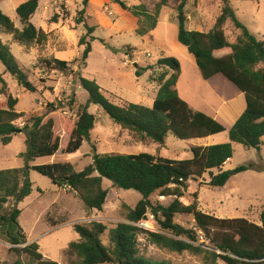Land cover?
I'll use <instances>...</instances> for the list:
<instances>
[{"label": "trees", "instance_id": "obj_1", "mask_svg": "<svg viewBox=\"0 0 264 264\" xmlns=\"http://www.w3.org/2000/svg\"><path fill=\"white\" fill-rule=\"evenodd\" d=\"M221 1L223 6L221 14L209 32L189 29L186 12L189 0H178L175 11L178 41L195 58L203 79L208 81L217 75H223L245 96L246 109L229 131L230 142L206 147L192 146L193 156L187 160H172L149 153L98 154L96 148H93V164L81 172H77L70 163L27 165L21 169L2 170L0 212L10 200L18 205L32 195L31 171L47 177L59 189L69 187L79 194L88 209L97 211H102L106 204L108 191L103 187V180L108 179L117 188L139 192L142 199L134 209L129 210L128 222L121 223L110 231V247L105 246L102 241L107 231L104 224L94 222L89 226H75V232L80 235V240L72 243L68 252L77 254L82 264H170L166 261H154L140 254L138 237L142 232L149 235L153 244L172 252H191L196 255L205 252L204 244H198L200 237L196 231L185 229L175 223V217L179 214L194 217L198 230L214 249V252H208L214 260H222L226 264H264V208L260 226L243 218L220 219L200 211L196 202L189 206L181 202L189 188V182L202 179L206 174L210 177L208 185L211 187H224L227 184L231 172L223 170V167L234 157L233 144H241L247 149L256 150H260L263 145L264 40L259 39L241 23L232 0ZM39 4L40 0H29L17 9L23 30H19L0 9V29L12 35L21 44L46 43L48 34L36 28L31 22ZM167 5L168 0H160L155 13H151L145 5L128 7L122 3L123 9L138 19L136 33L140 37H146L157 29L161 9ZM84 12L82 11L80 15H84ZM56 20L57 16L54 17L53 23L57 22ZM77 21L78 24L83 22L81 18ZM228 22L240 32L233 44L228 42L225 35V25ZM95 31L96 27L87 26V34L80 41V45L86 47L82 56L85 66L92 52L91 43L95 40L92 35ZM46 62L49 66L54 64L61 72H66L70 68L66 61L54 59ZM0 64L16 77L20 86L32 93L37 91L1 38ZM158 65L172 73L161 76L160 89L152 108L133 103H127L125 106L116 105L105 97L96 81L84 78L81 73H78L77 77L82 88L89 94L88 103L99 105L105 115L121 129L131 133L139 143L163 147L169 136L191 141L227 131L226 127L213 117L192 110L179 96L176 85L181 75V63L177 58H161ZM144 71L146 69H138L136 76H143ZM2 82L0 95L6 97V106L0 108L2 146L11 144L16 134L24 133L29 145L26 158L28 161H34L38 158L74 154L82 148L84 142H91V133L97 119L89 113L88 106L79 108L77 120L64 121L62 137L55 136V122L52 118L45 121L46 115L33 117L31 124H26L23 128L18 127L16 123L24 115L16 109L18 99L8 94L6 84ZM69 108L74 110L72 103H69ZM56 110L54 105H50L48 112ZM249 170L261 171L255 165H244L238 167L235 173ZM157 192L161 197H173L175 200L169 206H154L150 197ZM149 212L157 219L161 233L145 231L137 226L147 220ZM20 215L21 210L17 208L0 215L2 229L0 236L11 245V252L26 253L38 264H58L44 260L38 244L27 243L19 223Z\"/></svg>", "mask_w": 264, "mask_h": 264}, {"label": "rangeland", "instance_id": "obj_2", "mask_svg": "<svg viewBox=\"0 0 264 264\" xmlns=\"http://www.w3.org/2000/svg\"><path fill=\"white\" fill-rule=\"evenodd\" d=\"M28 1L0 0V9L19 30H23V26L17 9ZM159 1L40 0L39 8L31 22L48 34L47 42L42 45L21 44L12 35L0 29L2 42L11 50L20 69L37 89L35 93L27 91L20 86L16 77L0 64V91L4 81L8 94L19 101L17 111L24 115L17 121L18 127L23 128L26 124H31L33 117L46 115L45 121L52 118L55 122V136L62 137L64 121L77 120V112L82 106H88L89 113L97 119L91 133V142H84L77 153L70 155L28 161L27 136L24 133L16 134L11 144H0V171L21 169L27 165L70 163L77 172H81L93 164V148H96L98 154L149 153L172 160H187L193 156L192 146L211 145L202 141L179 140L173 136H169L163 147L139 143L131 133L121 129L105 115L99 105L88 103L89 94L78 80L77 74L81 73L84 78L96 81L105 97L116 105L133 103L152 108L161 76L172 73L158 65L161 58H177L185 72H194V58L178 41L175 11L178 0H168V5L161 9L155 34L151 33L146 37L137 35L138 19L122 7V3L128 7L145 5L151 13H155ZM232 5L241 23L259 39H264V0H232ZM222 7L221 0H189L186 10L189 29L209 32L220 16ZM82 11L85 12L81 16ZM56 16L57 22L53 23ZM80 18L83 22L78 24L77 20ZM87 26L96 27V31L92 35L95 40L91 43L92 52L85 66L82 56L86 47L81 46L80 41L87 34ZM239 34L231 22L226 23L225 35L229 43H235ZM54 59L68 62L69 70L61 72L54 64H47L46 61ZM136 63L138 67H135ZM141 68L146 71L143 76L137 77L136 71ZM198 74L200 75V72ZM232 86L229 83V87ZM209 88L217 89V82L204 84L201 78L197 85V95L202 96ZM195 96L193 94V97ZM69 103L73 104L74 110H70ZM50 105H54L57 110L48 112ZM5 106L6 97L0 95V108ZM221 124L227 131L216 135L214 144L230 142L229 131L233 127V117L223 120ZM233 148L234 157L225 167V171L231 172L227 184L224 187H211L208 185L210 177L206 174L202 179L189 182V188L181 202L185 206L196 202L200 211L220 219L243 218L261 226L264 208V146L256 150L233 144ZM244 165H255L261 171L249 170L233 175L238 167ZM30 179L33 183L32 195L18 205L10 200L4 205L0 215L10 213L15 208L21 210L19 223L27 243L38 244L44 260L58 264H82L77 254L68 252L70 245L80 240V235L75 232L76 225L89 226L94 222L104 224L107 231L102 241L105 246L110 247V231L119 224L128 222L129 210L134 209L142 199L139 192L117 188L112 181L104 179L103 187L108 191L106 204L102 211L90 210L84 205L79 194L69 187L59 189L50 179L34 171H31ZM174 200L173 197H161L159 192L150 197L154 206H169ZM174 221L185 229L196 231L200 237L198 244H204L205 252L198 255L191 252H172L153 244L149 235L142 232L138 237L140 254L154 261H166L170 264H226L222 260H214L208 253L214 252V249L198 230L192 215L179 214ZM143 224V228H140L145 231L161 233L160 225L152 213L147 214V220ZM11 248L6 239L0 236V264H38L28 254H16L11 252Z\"/></svg>", "mask_w": 264, "mask_h": 264}, {"label": "crops", "instance_id": "obj_3", "mask_svg": "<svg viewBox=\"0 0 264 264\" xmlns=\"http://www.w3.org/2000/svg\"><path fill=\"white\" fill-rule=\"evenodd\" d=\"M190 30H194V29H190ZM155 31H153L152 33L155 34ZM195 31H199V30H195ZM261 40H264V39H261ZM186 50H187V48H186ZM194 60H195V58H194ZM192 65L195 66V69L198 70V72H200V70L197 66L196 60H195V63L194 62L192 63ZM196 70L192 73H188V72H185L184 68L181 66V75H180V78H179L178 83L176 85V90H177L179 96L184 101H186L189 104L190 108L192 110H194L195 112L205 113L206 115L213 117L214 119H216L217 121H219L221 123L223 122V120H227V118L233 117V126H234L235 123L238 121V119L241 117V115L244 113V111L246 109V100H245L244 94H242L237 89V87L235 85H233L229 80H227L223 75H217L214 78H212L208 81H205L201 75V72L199 75ZM201 78L204 80V84H211L212 82L216 81L217 82V89L213 88V90H211L209 88L208 90H206V92L202 96H198L196 91H198L197 85H198V82ZM226 82L231 83L233 86L229 87V83H226ZM159 89H160V87H159ZM227 91H228V93H227ZM193 94L196 95L195 96L196 98L193 97ZM244 102H245V107H243ZM63 133H64V131H63ZM217 135H219V134H217ZM215 137H216V135H213V136H210L208 138L196 139L194 141L207 142V143L211 144V145H207V146H212V145H217V144H214V138ZM191 141H193V140H191ZM262 146H264V138H263V145ZM204 147H206V146H204ZM231 161L229 160L224 165L223 170H225V167ZM214 172L217 173L216 170Z\"/></svg>", "mask_w": 264, "mask_h": 264}, {"label": "built area", "instance_id": "obj_4", "mask_svg": "<svg viewBox=\"0 0 264 264\" xmlns=\"http://www.w3.org/2000/svg\"><path fill=\"white\" fill-rule=\"evenodd\" d=\"M226 163H227V162H226ZM226 163H225V164H226ZM143 222H144V221H142L141 223H139L140 225L138 224L137 226H139V227L144 226ZM142 228H143V227H142Z\"/></svg>", "mask_w": 264, "mask_h": 264}, {"label": "water", "instance_id": "obj_5", "mask_svg": "<svg viewBox=\"0 0 264 264\" xmlns=\"http://www.w3.org/2000/svg\"><path fill=\"white\" fill-rule=\"evenodd\" d=\"M135 67H138V64H137V63L135 64ZM235 174H236V173L234 172L233 175H235Z\"/></svg>", "mask_w": 264, "mask_h": 264}]
</instances>
